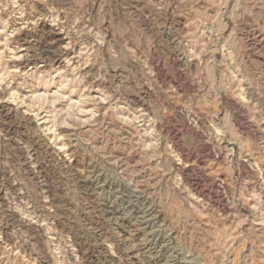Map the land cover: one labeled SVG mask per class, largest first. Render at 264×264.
I'll list each match as a JSON object with an SVG mask.
<instances>
[{"label": "rangeland", "instance_id": "rangeland-1", "mask_svg": "<svg viewBox=\"0 0 264 264\" xmlns=\"http://www.w3.org/2000/svg\"><path fill=\"white\" fill-rule=\"evenodd\" d=\"M0 264H264V0H0Z\"/></svg>", "mask_w": 264, "mask_h": 264}, {"label": "bare ground", "instance_id": "bare-ground-1", "mask_svg": "<svg viewBox=\"0 0 264 264\" xmlns=\"http://www.w3.org/2000/svg\"><path fill=\"white\" fill-rule=\"evenodd\" d=\"M7 109V108H6ZM15 113V112H14ZM195 185V184H194ZM199 186V185H198Z\"/></svg>", "mask_w": 264, "mask_h": 264}]
</instances>
